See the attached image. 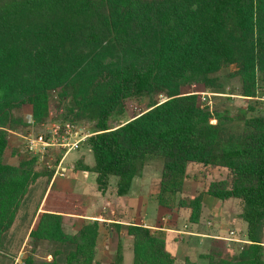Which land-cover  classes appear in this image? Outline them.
<instances>
[{"label":"trees","instance_id":"1","mask_svg":"<svg viewBox=\"0 0 264 264\" xmlns=\"http://www.w3.org/2000/svg\"><path fill=\"white\" fill-rule=\"evenodd\" d=\"M232 66L229 76H241L242 95L255 97L258 72L264 79V0H0V250L33 185L47 178L29 235L34 251L46 245L52 258L31 253L25 263L100 264L106 221L86 218L93 198L48 191L60 158L42 170L37 157L19 148L18 165L5 158L11 134L31 125L17 110L31 105L33 123L44 124L56 94L69 120L96 124L82 145L94 163L80 157L74 167L94 173L103 194L112 183L118 196L128 194L150 159L163 162L162 204L165 194L182 191L189 164L227 168V178L206 192L242 202L247 241L234 252L212 238L200 255L204 263L187 255L185 264H264V113L222 115L203 105L200 94L182 92L196 83L221 89L218 73ZM144 96L151 98L147 109L112 124L128 99ZM236 119L240 130L228 124ZM203 200L200 193L179 203L191 210L192 225L201 222ZM109 206L110 226L119 237L125 228L133 239L134 264H175L164 236L143 224L125 226ZM65 218L83 223L69 233ZM122 248L120 237L117 264Z\"/></svg>","mask_w":264,"mask_h":264},{"label":"rangeland","instance_id":"2","mask_svg":"<svg viewBox=\"0 0 264 264\" xmlns=\"http://www.w3.org/2000/svg\"><path fill=\"white\" fill-rule=\"evenodd\" d=\"M236 70V66L226 68L221 70L218 74L223 83V87L215 91L214 88H209L203 83H196L193 85H185L182 87V92L184 93H198L201 96V102L203 105L210 107L218 111L222 115H229L230 117H237L240 113H248L249 115H259L264 113V79L263 73L258 72L257 83L259 90L255 97H248L242 95L243 80L241 76H229V73ZM165 97L157 96V100L161 101ZM151 102L149 96L131 98L127 100L125 112L123 115L113 119L112 124L118 125L127 120L133 119L135 116L140 114L143 110L147 109ZM32 108L31 105L25 104L17 110L28 123L31 125L23 128L20 132H14L10 137V145L5 152V158L7 163L12 165H18L20 163L19 154L15 152L16 148L22 150L23 153H30L31 157H37V163L39 169H44L45 167L53 168L54 161L60 158L61 152L54 151L49 155L40 156L35 152L29 150L25 144V135L39 134L46 130L53 123H63L69 120L66 116L67 110L64 105H58L57 95L51 96L50 103V116L44 124H34L32 120ZM66 116V117H65ZM81 123L85 124L89 131L96 130V124L88 119H79ZM228 124L235 130H240L241 124L238 119L234 121H229ZM75 151V150H74ZM82 153L84 160L88 163H92L94 157L92 152L84 145L78 149ZM72 152V151H71ZM78 152L75 151L71 153L69 157L65 160H61L56 166L55 176L61 179L71 178L74 172H79L80 170L75 169L74 164L76 162V157ZM163 169V162L160 159H150L145 162L141 167V170L137 176V183L135 184L134 190L138 193L139 186L143 183L140 177H151L152 182H147L142 188H145L148 192L149 198L156 203H159L161 207V212H158L154 217L157 219L156 224L159 228H155L162 236H166L165 231L161 230L164 228L170 229L168 233H172V242L168 243V248L172 251L174 246V241H177L182 246L179 249L181 252L177 258L175 257V264H185L186 256H192L198 258L201 263H204V259H201L203 253L208 252L209 247L207 243L192 238L195 236L186 234L187 231H204L210 234H215L218 236L228 237L230 236V231L235 230L236 234H231L233 238L243 239L248 238L247 231L243 225V219L241 218V213L243 210L242 202L235 201L233 207H227L216 210L215 208H207L206 213L202 214V222L198 225H192L190 223L191 210L185 207H180V201L188 199L190 197L196 196L200 193H204V200L202 205L205 206L206 201L209 200V194L206 192L208 185L217 180L226 179L229 170L225 167H204L196 164H189L187 169L186 178L184 180L183 189L180 193L175 195L167 193L163 196L166 204H162L159 200L161 194V173ZM53 180V179H52ZM147 181V180H145ZM48 179L41 178L32 187L29 194V199L26 204L22 206L20 212L14 222L13 227L7 233V242L5 248L0 250V264H26V257L34 253L36 257H43L51 259L52 255H48L46 245H41L39 249L34 251L32 247V238L30 237V231L39 221V213L41 212V207L37 211L39 202L43 196V192L47 186ZM70 185V184H69ZM68 185V190L71 189V185ZM112 183L109 197L118 202L117 195L115 192V185ZM145 194V193H143ZM100 202H96L93 206V211L97 214L103 215L104 217H110V209L107 206L104 198H101ZM146 203L147 199H145ZM88 204V201H85ZM208 204V203H207ZM42 206V205H41ZM211 206V205H210ZM218 214H216L217 212ZM37 212V213H36ZM129 216L131 222H143L142 217H138L136 214ZM83 223L82 219L75 224L69 218H65L64 229L69 232H75ZM121 232V239L123 243L122 254L123 259L120 264H134L133 253H132V242L129 235H126V229L123 228ZM182 230V231H180ZM118 232L112 229L111 226H106L104 228L103 234L100 239V248L97 253V261L100 264H117L116 254L118 248V242L120 239ZM167 237V236H166ZM226 241L227 245L234 251H240V247L245 244V241ZM264 241V237H263Z\"/></svg>","mask_w":264,"mask_h":264},{"label":"crops","instance_id":"3","mask_svg":"<svg viewBox=\"0 0 264 264\" xmlns=\"http://www.w3.org/2000/svg\"><path fill=\"white\" fill-rule=\"evenodd\" d=\"M78 152V156L76 157V159L80 158L82 155V153H80V151L75 150ZM72 151L70 152L67 156L69 157L71 155V153L75 152ZM65 158V159H66ZM94 163V159L92 161V163L89 164H93ZM95 174L92 172H88V171H83L80 170L79 172H74L71 175V178H67V179H59L56 177L53 178V180L51 181V184L48 188V191L50 190L51 187H53L54 189L57 190H63V191H70V192H77V193H81L87 197H92L93 199L91 200V207H90V212H89V216H87V219H94L97 218L96 216H101L104 217L103 215L97 214L93 211V206L96 204V202H100V200H102L101 198H104L107 206L110 209V213H111V207L109 206V201L111 202V204L116 208L117 214H118V219H121L120 222L122 224H124L125 226L130 224V223H138V222H131V219H129V216L131 215V218H133L132 214H136L139 218L142 217V221L143 222H139L138 224H143L145 226L151 227L152 229L155 228H159L158 225L156 224L157 219L154 217V215H156L158 212H161V205L159 203L154 202L153 200H151L149 198V193L148 192H144L146 191L145 188H142L144 185H147V182H152L151 181V177L146 178V177H140L141 180L143 181L142 184H140L139 186V192L137 193L134 188H135V184L137 183V177L136 176L133 179L132 182V186L131 189L129 191L128 194L124 195V196H118L117 193V199L118 202H116L115 200H113L111 197H109V192H110V188L107 190V192L105 194H103L101 191H99L98 189V184L95 180ZM147 180V181H145ZM71 185V189L68 190V185ZM69 185V186H70ZM114 186V185H113ZM142 190H144L142 192ZM115 192H116V186H115ZM145 193V194H143ZM209 200L206 201L205 198V206H203V213H206L207 208H215L216 210H218L219 208L222 209L227 208V207H233L235 205V201H239L236 198H230L227 200H220L216 197H213L212 195L209 194ZM145 199H147V203L145 201ZM208 203V204H207ZM211 205V206H210ZM217 212V211H216ZM218 214V212L216 213ZM111 214L110 217H104L101 218L102 221H106V224H102L101 228H100V236H99V246H100V239L101 236L103 234L105 225L106 226H110V221H111ZM202 219V218H201ZM83 221V219H82ZM202 222V220H201ZM243 225L247 231V222L243 220ZM112 228V227H111ZM114 229V228H112ZM165 231V238L167 240V247H168V243L172 242L171 237L173 236L172 233H168V231L170 229L168 228H164L161 229ZM123 231V230H122ZM182 231V230H180ZM231 231H235V230H231ZM231 231H230V236L228 237H221L215 234H210L208 232H204V231H197V230H193V231H187L186 234L195 236V238L193 237V240H197L196 243H199L200 241H203L204 243H207L208 245L211 242L212 238H218V239H222V240H228L226 238H230L231 236ZM127 232V230H126ZM236 234V231H235ZM126 235H128V233H126ZM129 238L131 239L132 242V246H133V239L131 236H129ZM236 240L238 241H247L246 238L243 239H238L236 238ZM264 243V242H263ZM181 244L178 243L177 241H174V246L172 248V251L169 249V251L173 254L174 257H177L178 255L181 254V252L179 251V249L181 248ZM132 253H133V249H132ZM180 258V257H177Z\"/></svg>","mask_w":264,"mask_h":264},{"label":"built area","instance_id":"4","mask_svg":"<svg viewBox=\"0 0 264 264\" xmlns=\"http://www.w3.org/2000/svg\"><path fill=\"white\" fill-rule=\"evenodd\" d=\"M93 133L81 122L66 120L51 124L39 134L25 135L24 138L27 148L37 155L45 156L57 150L61 152L63 161L71 151L80 149ZM231 234H235V231H231ZM226 239L237 241L233 236Z\"/></svg>","mask_w":264,"mask_h":264}]
</instances>
